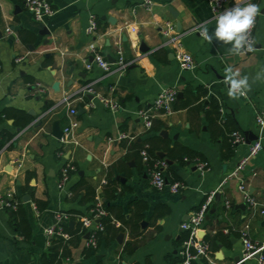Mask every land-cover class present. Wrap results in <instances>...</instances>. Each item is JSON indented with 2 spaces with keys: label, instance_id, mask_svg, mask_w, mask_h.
I'll use <instances>...</instances> for the list:
<instances>
[{
  "label": "crops",
  "instance_id": "crops-1",
  "mask_svg": "<svg viewBox=\"0 0 264 264\" xmlns=\"http://www.w3.org/2000/svg\"><path fill=\"white\" fill-rule=\"evenodd\" d=\"M49 1L54 14L38 21L22 0H0V29L4 33L0 39V141L5 142L0 150V264H41L50 244L46 229L56 225L58 212L77 210L91 217V202H84L82 196L93 187L96 202L112 208L119 231L91 257L84 255L85 235L66 264L100 260L104 264H177L187 233L181 224L213 191L219 196H215L201 231L202 238L214 237L211 254L196 264H259L256 258L236 263L235 257H242L241 233L246 225L252 240L264 244V130L256 122L264 108V80H254L264 70V0H251L261 9L254 32L256 47L239 56L229 54L230 45L201 36L203 25L210 32L215 28L216 16L208 0H153L151 9L140 0ZM234 3L229 0L228 6ZM91 15L98 28L88 33ZM7 28L16 36L6 35ZM92 44L112 63L122 49L129 61L127 70L119 73L113 65L106 72L96 62L88 68ZM178 52L191 53L195 68L182 69ZM19 57L21 62L16 61ZM228 66L249 77L251 90L245 97H228V86L223 83ZM168 87L183 93L177 100L185 96L188 87L205 88L207 96L200 100L201 107L158 115L155 119L161 121V129L148 132L139 110L152 106ZM97 94L113 97L121 108L111 111ZM212 97L219 101L222 116L214 126L205 112ZM68 102L76 109L74 115ZM91 102L96 107H91ZM71 119L77 122L74 140L62 145L61 138L54 135V126L64 131ZM234 129L245 142L236 144L233 154L225 158L224 135ZM163 130L166 136L161 134ZM123 133L128 137L121 138ZM156 134L172 147L182 145L200 154L209 163L208 171L201 174L196 163H180L165 154L160 159L173 161L166 169L169 182L182 181L186 186L179 193L169 187L154 189L148 165L131 143H142ZM254 135L261 138L262 150L239 177H229L248 155L256 139L251 143L246 140ZM66 161L77 170L67 188L60 190L58 180ZM242 179L258 203L254 207L246 203L239 188ZM76 187L81 196L71 199L67 190ZM14 200L22 201L32 227L31 240L11 224V206L6 203ZM37 200L46 203L45 208L40 209ZM128 221L138 223V236L132 235ZM120 232L125 234L122 244L117 241ZM128 241H133L132 248L125 252Z\"/></svg>",
  "mask_w": 264,
  "mask_h": 264
},
{
  "label": "built area",
  "instance_id": "built-area-1",
  "mask_svg": "<svg viewBox=\"0 0 264 264\" xmlns=\"http://www.w3.org/2000/svg\"><path fill=\"white\" fill-rule=\"evenodd\" d=\"M25 8L32 13L34 18L38 21H43L44 19L52 16L55 12V9L52 3L49 0H22ZM210 3L211 11L214 16L219 15L224 9L230 8L228 6L229 0H208ZM142 6L146 9H151L154 1L153 0H140ZM257 25V18L254 27L250 33V40L253 41V50L256 47V41L254 37L255 28ZM98 23L95 19V16L91 15L90 23L87 28L88 33H93L97 30ZM6 35L8 36H16V33L11 29L7 28ZM91 49L93 52L92 62H87L86 65L88 68H92L93 63L96 62L97 65L102 68L104 71L109 72L112 69V66H116V71L119 73H124L128 66L129 61L125 57V53L122 49L118 50V56L115 63L107 60L99 51L94 44L91 45ZM252 52V51H251ZM250 52H245L248 54ZM176 57L179 61L182 69L190 70L194 69L196 66V60L194 56L189 52H178ZM23 60L22 57L16 59L17 62H21ZM1 67V63H0ZM44 88H40V92H44ZM89 91L93 94H96V91L93 88H90ZM179 90L176 88L168 87L161 90L159 95L156 97L152 106L139 110V116L142 119L145 127L147 129H151L154 124V119L158 115H170L174 112V103L178 98ZM101 103H103L106 107H108L111 111H118L121 108L120 103L114 99L113 97H106L100 94H97ZM67 102V100H66ZM69 103V102H68ZM71 103H69L70 105ZM91 107H96L94 102L90 103ZM71 114L74 115L76 113V109L71 107ZM257 126L259 129L264 130V108L258 112L256 117ZM77 126V122L71 119L70 124L65 127L63 131V136L61 137L62 145H66L68 143L73 142V132L75 127ZM128 137L127 134L123 133L121 138ZM131 139H134L132 137ZM233 139L236 144L244 143L245 137L239 132L235 131L233 133ZM146 146L142 151L143 161L148 165L149 175H150V184L151 186L160 191L169 187L173 193H179L183 188H185V184L182 181L169 182L166 169L168 167V162L165 159H158L150 162L151 158L148 153ZM263 148L261 138H257L250 146V150L248 155L243 157L234 171L229 175V177H239L240 173L246 168L247 164L251 159H253ZM197 169L201 174H205L209 169V163L207 161L197 160L196 161ZM76 166L71 161H66L60 171V176L58 180V188L60 190H65L71 180L72 174L76 172ZM240 190L244 194V199L246 203L254 207L258 203L256 199L249 192L245 181L242 179L239 185ZM214 191L207 194L204 198V201L200 205V207L193 212L188 219L183 221L181 224L182 229L188 233V238L183 241L181 247V260L177 264H194L201 257L208 256V243H206L201 234L203 229V225L207 216V213L214 203L215 200ZM67 195L71 197L73 192L71 190H67ZM229 205V201L227 202ZM7 206L15 207L17 205V201H10L6 203ZM93 216L79 217L80 221L83 223V226L90 233L89 238L87 239V245H92L93 247H97V237L95 232L97 230H103V225L100 224V218L102 216L107 215V211L104 207V204L101 201H97L96 206L92 209ZM264 214V211H263ZM71 214L67 212H58L57 213V223L56 225L49 227L46 229V234L50 238L55 234H62L65 237H68L67 233L64 231V225L67 223L65 221L70 220ZM242 241H243V254L242 260L248 258H256L259 264H264V244H259L252 240L249 236V225L242 230ZM68 260V259H67Z\"/></svg>",
  "mask_w": 264,
  "mask_h": 264
},
{
  "label": "trees",
  "instance_id": "trees-1",
  "mask_svg": "<svg viewBox=\"0 0 264 264\" xmlns=\"http://www.w3.org/2000/svg\"><path fill=\"white\" fill-rule=\"evenodd\" d=\"M185 96L181 100H177L174 103V110L179 108H186V107H201L202 98L207 96V90L205 88L199 87L197 89H193L188 87L185 89ZM196 104V105H195ZM49 106L52 105V102L48 104ZM205 112L208 119L211 122V126H214V122L221 121V111H220V104L217 99L214 97L210 98L207 105L205 106ZM30 120L27 119L26 124H28ZM223 121V120H222ZM224 122V121H223ZM222 123V122H221ZM162 123L161 121L154 119V124L151 129H148V132L156 131L158 132L161 129ZM214 130V129H213ZM237 131L236 129L232 130L230 133L224 135V143H223V156L225 158L230 157L234 152V147L236 143L233 139V133ZM214 133V132H213ZM162 141V142H159ZM159 135L151 136L147 138L144 142L138 143L137 141H133L131 143V148L134 149L136 153H140L147 144V150L150 155V162L160 159L158 155V151L164 150L166 156L174 161H179L180 163L186 162H194L196 163L197 160L205 161V159L198 153L193 152L192 150L188 149L182 145H176L174 147L170 146L168 141H165ZM165 143V144H164ZM5 142L0 141V150L4 146ZM169 168V166H168ZM116 191V189H115ZM73 195L70 197L74 199L76 197L81 196L79 188L76 187L73 189ZM116 195V192L114 193ZM82 200L84 202H91V210L94 209L96 206V188H91V191L87 193L86 196H82ZM17 201V205L15 207H10L11 213V224L16 229V231L24 236L26 240L32 239V227L30 222L27 218L26 211L23 207L21 200H14ZM37 205L40 209L45 208L46 203L37 200ZM105 207V204H104ZM107 211V215L102 216L99 220L100 224L103 225V230H97L95 235L97 237V247H93L92 245H87L84 248V255L85 257L96 256L99 247L105 243L109 244V242L114 237V234L119 231V228L116 226L115 218L112 214L113 210L111 207H105ZM71 214V218L73 220H77V225L74 229H72L69 223L64 225V231L67 233L68 237L63 236L62 234H55L50 238V244L48 246L47 251L41 256L40 262L41 264H66V260L71 258L73 255V248L78 247L81 242L84 240V236L87 233V229L83 226V223L80 221L79 217H81V213L77 210L69 211ZM93 216V213H91ZM126 226L130 227L131 233L134 236H138V223L128 221ZM242 234V233H241ZM188 238V233L183 236V239ZM214 237L206 236L203 240L208 243V255L211 254V244ZM87 242V240H86ZM133 241H128L124 246L125 252H130L132 248ZM202 259H206V256L202 257ZM95 264H104L102 260L97 261ZM196 264V262L194 263Z\"/></svg>",
  "mask_w": 264,
  "mask_h": 264
},
{
  "label": "clouds",
  "instance_id": "clouds-1",
  "mask_svg": "<svg viewBox=\"0 0 264 264\" xmlns=\"http://www.w3.org/2000/svg\"><path fill=\"white\" fill-rule=\"evenodd\" d=\"M260 12L259 5L252 3L251 0H235L232 7L224 9L215 17L214 30L210 32L206 24L201 27V36L209 42L215 40L223 45H230L228 52L231 55H244L245 52L253 51L250 33ZM224 71L223 83L228 86V97L231 99L245 97L251 90L249 77L242 76L239 69L232 66L226 67ZM254 80H264V70L257 73Z\"/></svg>",
  "mask_w": 264,
  "mask_h": 264
},
{
  "label": "water",
  "instance_id": "water-1",
  "mask_svg": "<svg viewBox=\"0 0 264 264\" xmlns=\"http://www.w3.org/2000/svg\"><path fill=\"white\" fill-rule=\"evenodd\" d=\"M110 20L113 21L112 19H110ZM3 36H4V33H3V31L0 29V39L3 38ZM146 49H147V47L144 45V43H142V50H146ZM92 59H93V57H92ZM114 62H115V61H114ZM80 93H81V94H84V91H82V92H80ZM88 96H89L90 98H93V97H94V95H89V94H88ZM182 96H183V93H182V92H179V93H178V98H181ZM18 130L20 131V129H18ZM161 134L164 135V136H166L168 133H167L166 130H163V131L161 132ZM54 135H55L57 138H59V139H60V138L62 137V135H63V130L60 129V127H59L57 124H55V126H54ZM253 138H254V139H257L258 136H257V135H254L253 137L247 139L246 141H247L248 143H251V140H253ZM158 154H159V156H160L161 158H165V153H164V152L160 151V152H158ZM166 160H167V162H168L169 164H172V163H173V161H171V160H169V159H166ZM117 178H119V179H121V180H123V181L125 180V178H123V177H121V176H118ZM215 196H216V198H218L219 195L216 194ZM28 198H29L28 196L25 197L26 200H29ZM242 206H243V208H244V205H242ZM75 224H76V221H74V220L70 221V223H69V225H70L71 228H74ZM261 225H264V218H263V220L261 221ZM200 235H201V234H200ZM89 236H90V233L88 232V233L86 234V238L88 239ZM124 236H125L124 232H120V233H119L118 238H117V241H118L120 244L123 243V241H124ZM100 258H101V255H98V256H97V259H100ZM255 258H258V256H255ZM235 261H236V263H241V262H242V257H240V256L235 257ZM123 264H126V263H123Z\"/></svg>",
  "mask_w": 264,
  "mask_h": 264
}]
</instances>
